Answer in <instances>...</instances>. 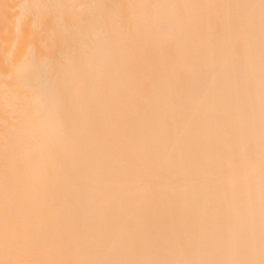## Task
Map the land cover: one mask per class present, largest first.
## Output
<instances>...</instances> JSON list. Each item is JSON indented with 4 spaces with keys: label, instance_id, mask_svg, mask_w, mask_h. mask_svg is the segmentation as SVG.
<instances>
[{
    "label": "bare ground",
    "instance_id": "bare-ground-1",
    "mask_svg": "<svg viewBox=\"0 0 264 264\" xmlns=\"http://www.w3.org/2000/svg\"><path fill=\"white\" fill-rule=\"evenodd\" d=\"M262 15L261 0H0V260L260 264ZM58 83L80 89L70 120Z\"/></svg>",
    "mask_w": 264,
    "mask_h": 264
},
{
    "label": "snow or ice",
    "instance_id": "snow-or-ice-1",
    "mask_svg": "<svg viewBox=\"0 0 264 264\" xmlns=\"http://www.w3.org/2000/svg\"><path fill=\"white\" fill-rule=\"evenodd\" d=\"M29 7H39L37 5H20L19 8L21 10H24ZM107 10H111L112 5H104L103 6ZM261 7L262 10H264V0H261ZM262 25H264V15H262ZM132 70H135V66H130ZM172 67V60L170 58L168 63V68L171 69ZM37 71L40 72V75L47 79L48 74L44 73L39 68V64L36 65ZM163 73L160 71L159 68L154 69L151 77V82L149 85V90L151 87L158 86L160 79L162 78ZM204 78V75L202 74V79ZM86 83V81L82 82L83 84ZM80 92V89H71L66 87L63 83H58L57 89H56V96L58 98V101L60 103V106L62 108L63 114L66 118L69 120L72 118V102L74 96L78 95ZM53 179L51 177L45 176L44 178V186L45 189H48L52 186ZM47 235L44 233H37L32 237V246L34 248L40 247L46 240ZM0 264H230V262H224V261H215V262H207V261H73V260H0ZM260 264H264V260L260 262Z\"/></svg>",
    "mask_w": 264,
    "mask_h": 264
}]
</instances>
